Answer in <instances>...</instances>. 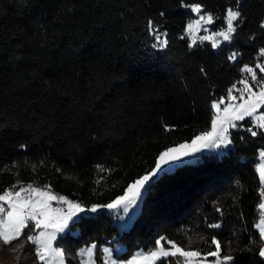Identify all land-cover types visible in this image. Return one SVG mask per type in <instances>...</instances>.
<instances>
[{"label":"trees","instance_id":"trees-1","mask_svg":"<svg viewBox=\"0 0 264 264\" xmlns=\"http://www.w3.org/2000/svg\"><path fill=\"white\" fill-rule=\"evenodd\" d=\"M184 3L201 4L218 28L237 7V0ZM239 11L232 43L215 50L201 40L189 47L185 28L194 14L181 0H0V194L48 185L83 206L104 205L150 171L160 152L209 130L211 104L246 77L245 65L261 60L264 0H239ZM148 21L165 47H153ZM249 127L246 118L230 129L224 153L203 154L148 183L127 230L112 212L80 215L57 239L65 263L82 264L79 250L90 244L103 264L102 246L115 242L124 243L118 257L126 259L161 237L165 247L170 240L207 253L215 237L234 264H264L255 169L264 131L253 137ZM21 242L16 251L0 242V264H42L36 246Z\"/></svg>","mask_w":264,"mask_h":264},{"label":"snow or ice","instance_id":"snow-or-ice-1","mask_svg":"<svg viewBox=\"0 0 264 264\" xmlns=\"http://www.w3.org/2000/svg\"><path fill=\"white\" fill-rule=\"evenodd\" d=\"M181 4L185 8H190L193 13L198 15V19L190 22L186 26V33L191 37L189 47L197 43V33L203 28L208 31L204 25H212L214 17L211 13H204L203 6L199 3L186 4L181 0ZM160 15H164L161 13ZM241 18L239 11V0L235 9L228 8L226 10L225 21L226 26L218 31H212L210 34L200 36L201 41H210L213 49H217L223 42H230L233 39V34L237 31L236 22ZM261 27L264 28V22ZM148 30L154 35L157 44L153 47H165L168 43L167 39H162L160 34H157L156 27L153 21H148ZM260 56L264 57V48L259 50ZM231 60L236 59V54L229 57ZM256 69L264 74V63H258L255 68L245 65L243 71L250 74V79L245 78L239 81L243 87L238 89L239 95L233 94V89L236 85L228 90L226 106L224 98L215 101L211 104V108L215 110V115L211 120L210 130L202 131L195 135L191 142H184L175 147H168L160 152L155 160V166L145 175L129 184L124 189V194L118 196L111 203L104 205L93 204L90 208H85L82 204L70 200L65 196L55 195L48 185L43 187H34L28 184L26 187L23 184L3 190L0 194V242L5 248H11L12 251L17 249L22 250L24 243L21 242L22 237L30 242L35 247L37 259L42 264H65V252L61 248H54L53 244L59 233H63L68 227L69 222L73 221L80 213L97 212L101 207L116 210L123 208L127 213L129 207L135 205L141 196L142 189L158 173L166 169V166L174 162L181 161L186 157L194 156L203 149H218L227 147L232 143L230 139V129L238 127L237 122L244 121L246 118H251L253 127H249L247 131L251 136L258 135L256 129L264 131V77L257 75ZM203 72V69H201ZM257 85L259 86L257 88ZM236 101H240L236 103ZM259 157L261 163L257 171L261 183L260 197L261 202L258 207L261 210L260 221L256 225L259 229V237L261 246L258 249V256L264 260V150L260 151ZM53 202L61 205V207H53ZM218 227L219 225H215ZM29 233L36 234H27ZM165 238L161 237L155 241L154 249L148 252H141L133 256L131 260L125 264H158V261L168 260L169 264L175 261L180 264V258L183 264H204L208 257H213L212 264H234L235 257L229 254L222 255V247L220 241L215 237L212 238L211 244L215 245L213 251L201 253L197 250H186L179 246L174 241H167L170 247H165ZM97 245L92 244L87 249H82L79 256L87 257L84 264H95L94 251ZM104 261L103 264H118L112 259V253L108 248L103 249ZM169 258H172L169 260ZM19 260V257L17 258Z\"/></svg>","mask_w":264,"mask_h":264},{"label":"rangeland","instance_id":"rangeland-1","mask_svg":"<svg viewBox=\"0 0 264 264\" xmlns=\"http://www.w3.org/2000/svg\"><path fill=\"white\" fill-rule=\"evenodd\" d=\"M187 9L191 10L190 8H187ZM203 12H204V10H203ZM204 13H208V12H204ZM193 14H194V18L191 19L188 23H190V22H192V21H194V20H196V19L199 18L198 15H197L196 13H193ZM215 22H216V20L214 19V23H213L212 25H204V27L207 28L208 31L205 32V31L203 30V28H202V29L197 33V40H200V39H199L200 36L210 34V32H212V31H218L220 28L214 26V25H215ZM188 23H187V24H188ZM186 26H187V25H186ZM224 26H226L225 17H224ZM224 26H223V27H224ZM221 28H222V27H221ZM185 29H186V28H185ZM185 32H186V31H185ZM157 34H160V35H161V38H162V39H165L163 33H161V32H157ZM186 34H187V33H186ZM190 39H191V37H190ZM232 41H233V39H232ZM232 41L221 43V46H220L219 48H221V47H222L223 45H225V44L232 43ZM208 42H210V41H208ZM154 44H157V41L155 40V38H154ZM156 47H158V48H162V47H159V46H156ZM219 48H217V49H215V50H218ZM258 63H264V57L261 56V60H260ZM258 63H257V64H258ZM258 70H259V69H258ZM261 74H262V73H261ZM259 77H260V76H258V78H259ZM262 77H264V74H262ZM245 78L250 79V74L247 73V75H246ZM245 78H244V79H245ZM242 87H243V86H242L241 84L238 83V84L236 85V89H233V94L238 96V95H239V91H238V89H241ZM258 87H259V86L257 85V88H258ZM224 100H225V104L222 105V107L226 106L227 103L229 102V101L227 100V98H224ZM217 101H219V100H217ZM214 102H215V101H214ZM239 102H240V101H236V103H239ZM261 111H262V109H261ZM214 115H215V110H213V117H214ZM213 117H212V118H213ZM249 119H251V118H249ZM239 122H241V121H239ZM239 122H237V124H238ZM210 127H211V126H210ZM209 130H210V128H209ZM185 142H191V141H185ZM182 143H184V142H182ZM173 147H175V146H173ZM229 147H230V145H228L227 147H222V148H218V149H203L201 152L196 153L194 156L186 157V158H184V159L181 160V161H177V162H174V163L171 164V165L166 166V169H167V170H164V171H162L161 173H158L157 176L153 178V180H155V179H156L160 174H162L163 172H170V171H172L177 165H179V164H181V163L196 161V160H198L203 154H206V153H217V154L220 155V154L224 153V152L227 150V148H229ZM262 150H264V148L261 149L260 151H262ZM260 151H259V153H260ZM258 157H259V154H258ZM260 163H261V160H260V157H259V160H258V161L256 162V164H255V169H256V171H257V168H258V166H259ZM257 173H258V171H257ZM258 176H259V173H258ZM153 180H152V181H153ZM152 181H150V182H152ZM150 182H149V183H150ZM27 185H28V184H27ZM27 185H24V186L26 187ZM33 186H34V185H33ZM34 187H38V186H34ZM52 192H53V191H52ZM144 192H145V188L142 189L141 196H140V198L137 200L136 204L130 206V207H129V210H128L127 213L124 212L123 208H119V209H116V210H112V209L103 208V207H101L97 212H99V211H108V212H112V214H113V216H114V223H115V225H116L121 231H122V230H127V229L130 227V225H131V223H132L134 217H135V216L137 215V213H138V210H139L140 203H141L142 196H143ZM53 193H54L55 195H58V196H63V195L58 194V193H55V192H53ZM123 194H124V193H123ZM123 194H122V195H123ZM110 203H111V202H110ZM107 204H108V203H107ZM53 207H61V205L56 204L55 202H53ZM90 207H91V206H90ZM90 207H86V206H85V208H90ZM91 213H92V212H87V211H86V212H83V213H80L77 217H75V218L73 219V221L76 220L80 215L91 214ZM260 214H261V210H260ZM73 221H70L69 224H70L71 222H73ZM259 221H260V217H259V219H258V221H257V224L259 223ZM68 226H69V225H68ZM66 230H67V228L65 229V231H66ZM65 231H64L63 233H59L58 236H57V239H58L59 236L63 235V234L65 233ZM258 231H259V229H258ZM57 239H56V241H55L54 244H53V247H54V248H60V247H57V246H56ZM91 245H92V244H90V245H88V246H84L83 248H81V249L79 250V252H80L82 249H87V248L90 247ZM169 247H170V246H169ZM104 248H108V249L111 251V253H112V259L116 260V261L118 262V264H125L126 261L131 260L133 256H136V255H138V254L141 253V252H148V251H143L142 249H137V250H135V251H134L129 257H127L126 259H124V258H120V257H118V255L121 254V253L125 250V245H124L123 242H115L113 245H104V246H102V251H103ZM103 257H104V252H103ZM79 259H80V261H81L82 264H84V262L87 261V257H81V256H79ZM213 260H214V259H207V261H205L204 264H212V261H213ZM65 264H66V263H65Z\"/></svg>","mask_w":264,"mask_h":264}]
</instances>
